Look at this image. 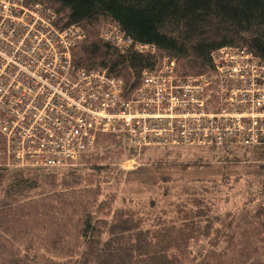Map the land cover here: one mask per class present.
<instances>
[{
	"label": "trees",
	"instance_id": "trees-1",
	"mask_svg": "<svg viewBox=\"0 0 264 264\" xmlns=\"http://www.w3.org/2000/svg\"><path fill=\"white\" fill-rule=\"evenodd\" d=\"M26 1L53 9L60 28L80 25L87 36L73 49L74 68L107 69L124 82L126 97L158 58L120 53L100 37L107 24L155 46L158 57L175 58L180 76L214 75L212 53L227 46L264 62V0ZM247 150L251 163L228 156L220 179L184 188L177 200L166 187L159 206L110 187L119 164L138 153L125 135L99 134L79 168L61 171L11 169L0 134V264H264V145ZM164 152L156 166L212 165L202 157L180 164L173 149ZM240 167L244 175H253L252 168L260 175L255 182L247 177L246 199L225 210L244 178Z\"/></svg>",
	"mask_w": 264,
	"mask_h": 264
},
{
	"label": "built area",
	"instance_id": "built-area-1",
	"mask_svg": "<svg viewBox=\"0 0 264 264\" xmlns=\"http://www.w3.org/2000/svg\"><path fill=\"white\" fill-rule=\"evenodd\" d=\"M57 19L41 3L0 0V134L8 167H73L99 134L125 135L137 152L264 145V62L252 52L222 47L212 53L214 75L180 76L175 58L158 57L155 46L107 24L100 37L120 53L158 58L126 97L124 82L107 69L74 68L72 52L86 32L78 24L60 28Z\"/></svg>",
	"mask_w": 264,
	"mask_h": 264
},
{
	"label": "rangeland",
	"instance_id": "rangeland-1",
	"mask_svg": "<svg viewBox=\"0 0 264 264\" xmlns=\"http://www.w3.org/2000/svg\"><path fill=\"white\" fill-rule=\"evenodd\" d=\"M95 148V147H94ZM254 147H248L250 151ZM173 149V155L179 156L178 163L185 164L195 162L198 158H203L204 162H209L212 165L206 167H189L183 170L177 167L156 166L155 160L163 158L166 150L159 148H149L141 152H131L119 164L115 172L117 179L110 183V187L117 190L120 196L128 195L144 204L149 203V200L154 199L160 206L166 199V187L171 191V198L177 200L182 189L187 187H197L202 183H209L214 179H220L222 175V166L228 156L238 155L242 158L243 164L251 163V152L245 151L246 147H236L237 152L229 153L230 149L221 151L197 148V147H176ZM232 150V149H231ZM80 160L73 167H67L64 170L79 168ZM242 166V165H241ZM243 167V166H242ZM240 167L239 172L244 175L243 168ZM13 169V168H11ZM16 170V169H13ZM63 171V170H61ZM253 175H244L230 191L229 196L231 203L224 209H233L241 204L248 195L249 184L246 178L250 177L253 181L260 175L257 168H252ZM169 179V181H165ZM255 182V181H254ZM110 191V190H109ZM138 201V202H139Z\"/></svg>",
	"mask_w": 264,
	"mask_h": 264
}]
</instances>
